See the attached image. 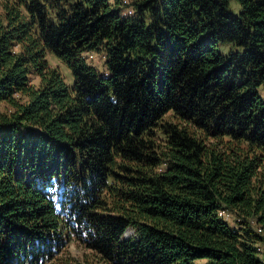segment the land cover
Wrapping results in <instances>:
<instances>
[{
  "label": "trees",
  "instance_id": "trees-1",
  "mask_svg": "<svg viewBox=\"0 0 264 264\" xmlns=\"http://www.w3.org/2000/svg\"><path fill=\"white\" fill-rule=\"evenodd\" d=\"M235 1L0 0V264H264V0Z\"/></svg>",
  "mask_w": 264,
  "mask_h": 264
},
{
  "label": "rangeland",
  "instance_id": "rangeland-1",
  "mask_svg": "<svg viewBox=\"0 0 264 264\" xmlns=\"http://www.w3.org/2000/svg\"><path fill=\"white\" fill-rule=\"evenodd\" d=\"M229 10L233 15H238L240 12V6L235 0H228ZM1 14V11H0ZM218 53L221 55H228L231 52L241 51L229 43H221L217 47ZM84 58L88 64L98 68L99 70L103 69V57L101 54L88 53L84 54ZM48 63L51 67H56L59 69L61 75L63 76L65 82L68 85L72 84V77L69 70L61 63L53 59V57L48 56ZM0 110L2 108L0 107ZM230 227H233L234 218L233 216L227 222ZM131 235V231H128L127 236ZM52 264H102L100 261H97L95 255L90 251L86 250L81 244L77 242H71L65 250L59 254ZM196 264H207L206 261H197Z\"/></svg>",
  "mask_w": 264,
  "mask_h": 264
},
{
  "label": "built area",
  "instance_id": "built-area-1",
  "mask_svg": "<svg viewBox=\"0 0 264 264\" xmlns=\"http://www.w3.org/2000/svg\"><path fill=\"white\" fill-rule=\"evenodd\" d=\"M123 2L126 3V0H123ZM125 14L130 15L131 12L130 11H126ZM218 216L221 219H223L225 222H228L231 219V217H232V215L228 211H225V210H220L218 212ZM251 226H252V228H254L256 230L257 233H259V234L261 233V229L256 226L255 222L252 221L251 222ZM257 251L258 252L261 251L260 247L257 248Z\"/></svg>",
  "mask_w": 264,
  "mask_h": 264
}]
</instances>
